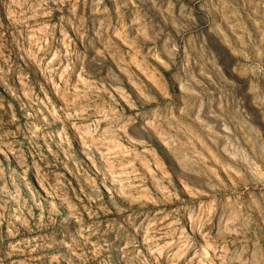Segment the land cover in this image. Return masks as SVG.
Segmentation results:
<instances>
[{
  "label": "rangeland",
  "instance_id": "obj_1",
  "mask_svg": "<svg viewBox=\"0 0 264 264\" xmlns=\"http://www.w3.org/2000/svg\"><path fill=\"white\" fill-rule=\"evenodd\" d=\"M0 264H264V0H0Z\"/></svg>",
  "mask_w": 264,
  "mask_h": 264
}]
</instances>
